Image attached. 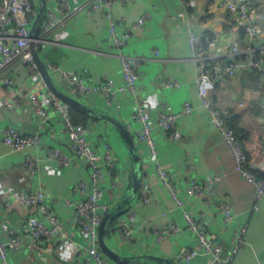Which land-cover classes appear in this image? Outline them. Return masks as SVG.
<instances>
[{"label":"crops","instance_id":"1","mask_svg":"<svg viewBox=\"0 0 264 264\" xmlns=\"http://www.w3.org/2000/svg\"><path fill=\"white\" fill-rule=\"evenodd\" d=\"M32 1L36 10L38 1ZM71 1L75 4L77 0ZM227 1L117 0L113 6L114 16L121 20L120 28L131 31L122 51L142 58L137 80L138 96L135 98L127 91L119 93L118 106L109 104L97 91L75 98L98 113L110 114L132 126H137L133 118L137 105H142L153 118L163 108L179 112L186 100L193 105L191 113L181 114L178 118L180 138L174 139L160 128L154 130L156 155L150 151L148 143L136 142L142 160V181H149L152 189L149 202H140L137 191L128 203H122L126 211L106 224L107 243L120 254L183 258L184 250L193 247L198 253L189 262L182 259L180 264H207L209 258L201 251L198 236L204 233L211 242L221 243L226 252L237 237L243 239L230 264H264V197H257L254 185L236 169L231 150L201 105L197 93V65L190 58L188 46L190 28L211 36L208 53L212 57L227 58L234 41L246 46L240 21L227 8ZM251 1L264 7V0ZM49 5L53 3L46 0L45 9ZM146 11L151 13L150 19L142 28H135V21ZM107 36L108 19L104 11L87 12L81 8L67 20L62 30L55 31L38 45L39 54L59 89L68 93V83L62 78L61 70L77 72L89 84L106 79L115 84L123 82L119 50L110 45ZM256 45L264 48V32L254 42ZM4 76L11 77L13 85L3 82ZM167 79L176 80L178 85L166 84ZM43 83L40 71L39 75H32L29 63L21 58L0 71V128L15 125L25 133L38 132L41 136L39 146L18 150H12L0 136V236L6 239L9 228H24L29 212L16 200L18 192L42 188L68 237L65 240L42 239L38 250L29 241L22 248L9 249V264H65L77 255L79 245L85 241L73 220V208L66 203L68 198H78L74 187L79 180L89 181L85 162L76 157L68 166L62 167L47 157V150L52 146L68 149L62 116L50 108L48 116L42 120L35 114L30 100L13 101L16 90L37 94L52 92ZM211 97L229 113L230 122L251 161L260 166L264 162V77L255 69L225 76L216 82ZM6 99L13 103L10 108L4 105ZM69 111L87 126L89 138L96 148L101 151L107 142L113 150L112 175L105 176L101 184V202L111 210L125 196L131 181L133 162L130 153L122 136L108 120L80 113L71 107ZM27 155L39 158L40 165L34 174L24 166ZM158 166L170 171L185 205H179L171 197L158 176ZM191 179L204 184L200 195L187 194ZM221 201L231 207L230 220H225L217 208ZM184 207L191 210L198 222L197 230H193L183 216ZM130 210L137 218L130 224L134 236L126 239L114 226ZM40 216L45 219L42 214ZM172 220L177 223V232L156 240L154 227L165 226ZM150 263L158 264L153 259ZM172 263L176 264L175 260ZM110 264L118 263L110 259Z\"/></svg>","mask_w":264,"mask_h":264},{"label":"built area","instance_id":"2","mask_svg":"<svg viewBox=\"0 0 264 264\" xmlns=\"http://www.w3.org/2000/svg\"><path fill=\"white\" fill-rule=\"evenodd\" d=\"M49 1L53 5H49L45 9L38 45L46 41L55 31L62 30L67 20L81 8L87 9V12L102 9L108 19V42L119 50L118 55L123 73L122 83L115 84L111 79H106L98 84H89L79 73L61 70L62 78L68 83V93L74 97H82L89 91H97L106 98L109 104L115 103L116 106L119 105V93L127 91L137 98L139 93L137 80L140 76L139 66L142 58L137 54L132 55L122 51L131 31L128 28H120L121 20L114 16L113 6L117 0H77L75 4L71 0ZM226 6L239 19L243 29L242 38L246 46L242 47L238 41H234L227 58L212 57L208 53V45L212 41L211 36L208 33L190 28L188 29L190 58L197 65V93L201 105L207 110L212 124L231 150L236 169L254 185L256 196L264 197V176L260 177L255 170L260 168L264 175V162L258 166L251 161L248 150L230 122L229 113L221 109L211 97V91L216 82L225 76H233L246 69H255L264 77V48L254 46V42L264 32V7L251 0H228ZM35 12V4L32 0H2L0 7V71L9 67L16 59L21 58L29 63L32 75H39V69L31 51L30 37V27ZM150 17L149 11L144 12L135 21L134 27L142 28ZM1 80L8 85L14 83V80L9 76H4ZM166 84L177 86L178 82L167 79ZM23 99L30 100L35 114L42 120L48 116L50 108H54L63 118L64 128L68 136V149L52 146L47 150V157L62 167L68 166L76 157L81 158L88 169L89 181L79 180L74 187L78 198L66 199V203L73 208V220L84 234L85 241L79 245L77 255L65 264H110V258L104 254L99 246L98 229L104 214L109 211L108 205L101 202L103 197L101 184L103 178L111 176L113 172L115 160L112 148L107 142H104L101 151L96 148L89 138L87 126L84 122H76L73 119L69 106L55 93L37 94L16 90L13 101ZM4 105L10 108L13 103L6 99ZM192 111L193 105L189 100H186L179 112L163 108L153 118L142 105H137L133 112L137 126H132L130 123L126 126L131 131L135 142L148 143L150 151L156 155L153 139L154 130L160 128L169 133L172 138L178 139L181 136L177 125L178 118L181 114H189ZM0 136L12 150L26 146L37 147L41 143V136L38 132L25 133L15 125L0 128ZM39 165L37 156H26L24 166L29 173L34 174ZM158 176L168 188L171 197L179 205H185L184 200L177 193L170 171L158 166ZM210 180L214 181L215 178ZM151 189L152 185L149 181H142L138 189V200L142 203L149 202ZM203 190L204 184L197 179H191L186 188V192L190 196L200 195ZM16 200L26 206L29 214L22 230L9 228L6 239H2L0 236V264H9L7 259L9 249L22 248L30 242L38 250L42 239L65 240L68 237L65 226L49 206L42 188L20 190ZM217 208L224 215L225 220H230L232 212L227 202H219ZM183 216L193 230L198 229V222L192 216L190 209L184 207ZM136 218L134 211H128L117 220L114 226L115 230L126 239L132 238L134 231L130 224L136 221ZM177 230V223L172 220L165 226H155L153 233L155 239L160 241L176 233ZM198 236L201 251L207 254L209 258L207 264H230L233 253L243 243V239L237 237L235 244L226 252L221 243L211 242L204 233H199ZM197 253V249L187 248L183 252V260L189 262Z\"/></svg>","mask_w":264,"mask_h":264},{"label":"water","instance_id":"3","mask_svg":"<svg viewBox=\"0 0 264 264\" xmlns=\"http://www.w3.org/2000/svg\"><path fill=\"white\" fill-rule=\"evenodd\" d=\"M37 10L32 20V24L30 27V37H31V51L34 58V61L39 69L46 85L48 88L55 93L62 101H64L69 107L74 110L91 116L101 117L103 119L108 120L112 123L119 134L122 136L125 145L130 153L133 168H132V178L129 183L128 189L126 190L125 196L122 200L111 210L106 212L103 216V219L100 223L98 229V243L101 250L107 255L111 260L118 264H151L150 260L153 259L158 264H173L172 261L175 260L176 264H180L183 258L179 256L173 258H165L156 255H144V256H136V255H123L118 253L116 250L111 248L106 240V224L109 220H114L122 215L126 209L122 207V203H128L129 199L133 198V196L137 193L141 182H142V160L140 153L138 151L136 142L133 138L132 133L121 120L115 118L110 114L98 113L94 109L88 107L86 104L75 98L74 96L62 91L59 89L52 80V76L49 72L48 65L43 60V58L39 54L38 50V40H39V32L41 29V25L44 19V12L46 7V0H37Z\"/></svg>","mask_w":264,"mask_h":264},{"label":"trees","instance_id":"4","mask_svg":"<svg viewBox=\"0 0 264 264\" xmlns=\"http://www.w3.org/2000/svg\"><path fill=\"white\" fill-rule=\"evenodd\" d=\"M37 10V9H36ZM73 117V119L76 121V122H82V121H80V119L77 117V116H72ZM257 173H258V175L260 176V177H263L264 175H263V173L262 172H260V171H257Z\"/></svg>","mask_w":264,"mask_h":264},{"label":"bare ground","instance_id":"5","mask_svg":"<svg viewBox=\"0 0 264 264\" xmlns=\"http://www.w3.org/2000/svg\"><path fill=\"white\" fill-rule=\"evenodd\" d=\"M212 237V236H211Z\"/></svg>","mask_w":264,"mask_h":264}]
</instances>
